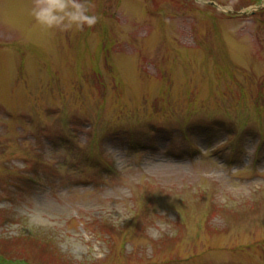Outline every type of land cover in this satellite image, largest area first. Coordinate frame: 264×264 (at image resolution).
<instances>
[{"label":"rangeland","instance_id":"obj_1","mask_svg":"<svg viewBox=\"0 0 264 264\" xmlns=\"http://www.w3.org/2000/svg\"><path fill=\"white\" fill-rule=\"evenodd\" d=\"M33 2L0 0V264H264V0Z\"/></svg>","mask_w":264,"mask_h":264},{"label":"clouds","instance_id":"obj_2","mask_svg":"<svg viewBox=\"0 0 264 264\" xmlns=\"http://www.w3.org/2000/svg\"><path fill=\"white\" fill-rule=\"evenodd\" d=\"M31 15L49 32H82L93 28L100 19L88 0H34Z\"/></svg>","mask_w":264,"mask_h":264}]
</instances>
